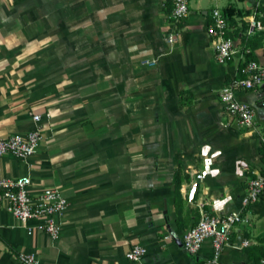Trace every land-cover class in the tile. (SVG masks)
Masks as SVG:
<instances>
[{"label":"crops","instance_id":"1","mask_svg":"<svg viewBox=\"0 0 264 264\" xmlns=\"http://www.w3.org/2000/svg\"><path fill=\"white\" fill-rule=\"evenodd\" d=\"M227 7L239 53L220 64L211 12ZM172 8L173 0H0V135L42 134L33 156H0V177L29 176L33 197L57 189L69 199L56 240L0 200V264H22L23 253L42 264L205 262L211 241L196 255L183 245L203 210L251 217L232 230L220 264H264V194L242 205L264 173V87L237 94L255 109L251 128L219 97L242 77L245 29L264 0H190L178 25ZM251 50L264 65V47ZM136 244L147 248L142 262L126 257Z\"/></svg>","mask_w":264,"mask_h":264},{"label":"built area","instance_id":"2","mask_svg":"<svg viewBox=\"0 0 264 264\" xmlns=\"http://www.w3.org/2000/svg\"><path fill=\"white\" fill-rule=\"evenodd\" d=\"M259 2L261 0H258ZM190 12V0H173V8L169 15L174 25L181 23ZM211 35L214 39L216 60L220 64L231 62L239 53L234 36L231 33L228 18L222 10L214 9L211 12ZM246 34L248 37L257 32H264V24L253 16L248 21ZM178 32L174 29L166 35V43L173 45L177 41ZM249 53L250 50L246 49ZM157 60H151L149 65H157ZM242 77L234 78L220 91L221 103L227 113L240 125L251 128L255 123V109L250 104L238 99L241 90H259L264 87V65L258 61H245L241 69ZM40 115H34V120L39 122ZM42 134L40 129H35L26 134H15L10 137L0 135V156L13 155L19 159L33 156L40 145ZM264 148V135L261 137ZM32 179L29 176L18 178L0 177V200L6 203L7 210L13 214L23 225L30 221H39L40 229L52 239H59L61 224L59 217L69 206V199L57 189H47L38 197H33L30 192ZM264 194V173L258 174L248 183V188L242 198L243 208L256 205ZM251 217L243 211L224 214L213 213L208 210L201 212V217L196 225L191 227L184 235L183 245L190 255L199 254L206 243L211 241L213 256L205 262L196 264H220L221 256L229 245L232 230L238 225H249ZM250 245L245 240L241 247ZM147 254V248L141 244L134 245L126 254L130 261L142 262ZM22 264H42L34 253H23L20 256Z\"/></svg>","mask_w":264,"mask_h":264},{"label":"trees","instance_id":"3","mask_svg":"<svg viewBox=\"0 0 264 264\" xmlns=\"http://www.w3.org/2000/svg\"><path fill=\"white\" fill-rule=\"evenodd\" d=\"M263 11V15L261 17H257L258 20H260L263 24H264V8H262ZM223 13L225 14V16L228 18L229 22L232 20L233 16L236 14V10L233 7H227L223 10ZM247 29H245L246 31ZM245 41V47L246 49H249L250 52L247 53V58L246 61H251V60H255L254 56L251 54V48L252 49H256L258 47H264V33H260L255 35L252 38H248L246 37L244 39ZM176 186H179V183L176 182Z\"/></svg>","mask_w":264,"mask_h":264}]
</instances>
